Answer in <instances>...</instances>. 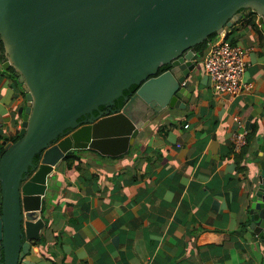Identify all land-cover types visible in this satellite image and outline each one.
<instances>
[{"label":"water","instance_id":"95a60500","mask_svg":"<svg viewBox=\"0 0 264 264\" xmlns=\"http://www.w3.org/2000/svg\"><path fill=\"white\" fill-rule=\"evenodd\" d=\"M240 8L263 22L264 0H0L1 62L25 91L19 138L0 141V264H19L44 232L46 177L67 151L118 156L161 110L188 109L192 47ZM251 158L246 225L264 244V135Z\"/></svg>","mask_w":264,"mask_h":264},{"label":"crops","instance_id":"0c3cea01","mask_svg":"<svg viewBox=\"0 0 264 264\" xmlns=\"http://www.w3.org/2000/svg\"><path fill=\"white\" fill-rule=\"evenodd\" d=\"M241 12L228 37L248 49L252 88L217 92L197 57L188 109L161 110L123 155L74 149L78 158L46 177V226L19 264H264V244L246 225L251 156L264 135V23ZM250 15L252 24L238 27ZM2 59L0 141L18 133L24 105ZM239 127L247 142L233 152L229 132Z\"/></svg>","mask_w":264,"mask_h":264},{"label":"built area","instance_id":"2783aa9c","mask_svg":"<svg viewBox=\"0 0 264 264\" xmlns=\"http://www.w3.org/2000/svg\"><path fill=\"white\" fill-rule=\"evenodd\" d=\"M228 32L229 29L224 28L217 33V43L208 40L200 58L203 71L209 76L214 90L235 96L249 91L253 84L243 76L248 65V49L232 43ZM233 119L239 123L237 116H233ZM247 134L248 130L242 127L230 130L229 141L233 152L239 151L246 144Z\"/></svg>","mask_w":264,"mask_h":264},{"label":"trees","instance_id":"16d2710c","mask_svg":"<svg viewBox=\"0 0 264 264\" xmlns=\"http://www.w3.org/2000/svg\"><path fill=\"white\" fill-rule=\"evenodd\" d=\"M242 9H244V8H240L239 10L241 11ZM251 12L252 13H254V11H252L251 10ZM240 20V19H239ZM238 19H236L234 22H233V25L236 23V21H239ZM253 20H254V16H252V15H250L249 17H247V18H245L243 21H241V24L238 26V27H241V26H243V25H246V24H252V22H253ZM263 22H264V19H263ZM215 35V32H213V33H211L210 35H209V38H211L212 36H214ZM209 39H207V40H204V41H202V42H200V43H197V44H195L192 48H193V50H195V51H197L198 52V54H199V57H201L202 56V54L204 53V51H205V49H206V42L208 41ZM2 49H3V45H2V42H1V40H0V56H2L3 57V53H2ZM165 68V66L163 65V66H161V69H164ZM12 69V71L14 72V70H13V68H11ZM16 82H17V85H18V88H19V93H20V95L22 96V98H23V100H24V103H25V98H24V96H25V91L22 89V87H21V85H20V83L17 81V79H16ZM137 87V85L136 84H131L127 89H124L123 90V94H126L128 91L129 92H133L134 90H135V88ZM123 105V98H122V96H119L118 98H116L115 100H114V107H117V108H120L121 106ZM100 108H103V105H100L99 106ZM95 112V111H94ZM17 138H19V135H18V133L17 134H14V135H12V136H9V139L11 140V141H15ZM131 148V147H130ZM3 150H4V148H3V146L1 145L0 146V154L3 152ZM77 150V149H76ZM74 152V150H69V151H67L66 153H65V155H64V160H66V161H70L71 162V160L72 159H75V157H77V154H75V153H73ZM126 153V152H125ZM124 153H122V154H120V155H123ZM119 156V155H118ZM78 158V157H77ZM38 159V154H35L34 155V160H37Z\"/></svg>","mask_w":264,"mask_h":264},{"label":"rangeland","instance_id":"374dc122","mask_svg":"<svg viewBox=\"0 0 264 264\" xmlns=\"http://www.w3.org/2000/svg\"><path fill=\"white\" fill-rule=\"evenodd\" d=\"M217 34V33H216ZM216 34L213 36V37H211V38H209V41L211 42V43H217L218 42V37L216 36ZM86 150H76V152H78V153H80V152H85Z\"/></svg>","mask_w":264,"mask_h":264},{"label":"flooded vegetation","instance_id":"af4514ba","mask_svg":"<svg viewBox=\"0 0 264 264\" xmlns=\"http://www.w3.org/2000/svg\"><path fill=\"white\" fill-rule=\"evenodd\" d=\"M165 67H166V65H165ZM134 92V91H133ZM130 93H132V92H127L126 94L127 95H129ZM104 108V107H103ZM102 109V108H101ZM94 112V111H93ZM94 113H96V112H94ZM88 115H83V116H80L79 118H78V120H80V121H82L84 118H86Z\"/></svg>","mask_w":264,"mask_h":264},{"label":"clouds","instance_id":"9594fccd","mask_svg":"<svg viewBox=\"0 0 264 264\" xmlns=\"http://www.w3.org/2000/svg\"><path fill=\"white\" fill-rule=\"evenodd\" d=\"M228 29H229V27H228ZM216 34V33H215ZM209 39V38H208ZM198 57H199V54H198Z\"/></svg>","mask_w":264,"mask_h":264}]
</instances>
